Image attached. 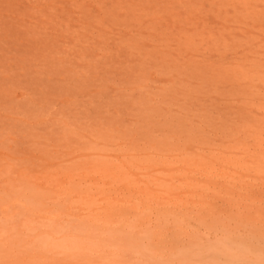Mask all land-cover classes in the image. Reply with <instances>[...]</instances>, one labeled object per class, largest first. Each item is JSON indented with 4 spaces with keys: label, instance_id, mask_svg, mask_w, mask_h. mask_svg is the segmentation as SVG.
Masks as SVG:
<instances>
[{
    "label": "rangeland",
    "instance_id": "rangeland-1",
    "mask_svg": "<svg viewBox=\"0 0 264 264\" xmlns=\"http://www.w3.org/2000/svg\"><path fill=\"white\" fill-rule=\"evenodd\" d=\"M0 264H264V0H0Z\"/></svg>",
    "mask_w": 264,
    "mask_h": 264
},
{
    "label": "clouds",
    "instance_id": "clouds-1",
    "mask_svg": "<svg viewBox=\"0 0 264 264\" xmlns=\"http://www.w3.org/2000/svg\"><path fill=\"white\" fill-rule=\"evenodd\" d=\"M223 247L227 250V251H233V249L228 245V243L226 241L221 242Z\"/></svg>",
    "mask_w": 264,
    "mask_h": 264
}]
</instances>
